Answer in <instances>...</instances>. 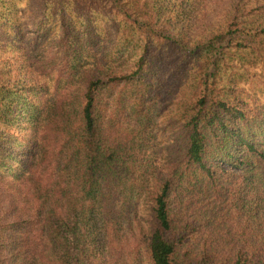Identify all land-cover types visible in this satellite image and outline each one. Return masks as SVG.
Listing matches in <instances>:
<instances>
[{
  "label": "trees",
  "instance_id": "16d2710c",
  "mask_svg": "<svg viewBox=\"0 0 264 264\" xmlns=\"http://www.w3.org/2000/svg\"><path fill=\"white\" fill-rule=\"evenodd\" d=\"M20 1L0 0V264H264V106L216 79L264 56V0Z\"/></svg>",
  "mask_w": 264,
  "mask_h": 264
},
{
  "label": "rangeland",
  "instance_id": "374dc122",
  "mask_svg": "<svg viewBox=\"0 0 264 264\" xmlns=\"http://www.w3.org/2000/svg\"><path fill=\"white\" fill-rule=\"evenodd\" d=\"M18 5L19 12H23L25 10V2L21 0L18 2ZM38 7V5L34 6L35 12L33 15L36 14ZM31 15L26 18L28 21L26 24H29L30 21L33 20ZM51 21L54 22V17L51 18ZM38 22L39 20L37 19V23ZM26 26L27 27H24L23 31L26 33L29 42L35 28H29V25ZM41 27L43 29H50L52 26L49 25V23H45L42 24ZM106 43L107 45L109 44L108 38H106ZM232 57H234V55ZM134 58L133 54H126L123 57L122 63H124L125 60L133 61ZM235 60L238 62L237 66H221V69L218 71V76L216 77L218 88L226 89L235 86L241 89L236 91L241 92L245 100L253 103L258 101L259 105L264 106V56L260 57L256 52L254 54L247 52L246 54L236 55Z\"/></svg>",
  "mask_w": 264,
  "mask_h": 264
}]
</instances>
